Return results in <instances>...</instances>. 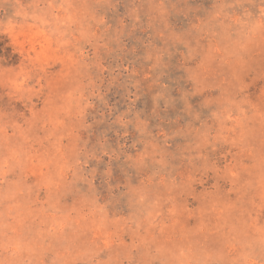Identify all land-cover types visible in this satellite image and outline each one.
<instances>
[{
    "label": "rangeland",
    "instance_id": "obj_1",
    "mask_svg": "<svg viewBox=\"0 0 264 264\" xmlns=\"http://www.w3.org/2000/svg\"><path fill=\"white\" fill-rule=\"evenodd\" d=\"M0 264H264V0H0Z\"/></svg>",
    "mask_w": 264,
    "mask_h": 264
}]
</instances>
